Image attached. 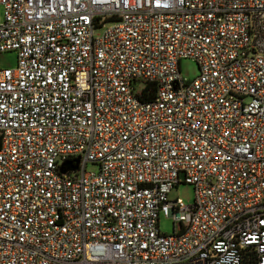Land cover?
I'll list each match as a JSON object with an SVG mask.
<instances>
[{
  "label": "built area",
  "instance_id": "2783aa9c",
  "mask_svg": "<svg viewBox=\"0 0 264 264\" xmlns=\"http://www.w3.org/2000/svg\"><path fill=\"white\" fill-rule=\"evenodd\" d=\"M0 6V264H264V0Z\"/></svg>",
  "mask_w": 264,
  "mask_h": 264
},
{
  "label": "rangeland",
  "instance_id": "374dc122",
  "mask_svg": "<svg viewBox=\"0 0 264 264\" xmlns=\"http://www.w3.org/2000/svg\"><path fill=\"white\" fill-rule=\"evenodd\" d=\"M4 22V7L0 6V23ZM17 53L15 51H7L0 53V68L2 69H15L17 66ZM181 76L187 80L192 81L200 74L197 63L191 59H184L180 62ZM142 87V85H141ZM87 172L97 171V167L92 164H88L86 167ZM170 200L181 199L185 204L192 205L195 199L194 189L188 184H179L177 187L171 190L168 195ZM175 230L178 231V226L173 225L171 218L165 217L163 214L159 215V229L161 233L171 235Z\"/></svg>",
  "mask_w": 264,
  "mask_h": 264
},
{
  "label": "water",
  "instance_id": "95a60500",
  "mask_svg": "<svg viewBox=\"0 0 264 264\" xmlns=\"http://www.w3.org/2000/svg\"><path fill=\"white\" fill-rule=\"evenodd\" d=\"M78 163V160H76V164ZM77 168V165H75V166H73V167H69L68 166V164H65L63 167H62V169H61V171H62V173H65L66 171H68V170H74V169H76Z\"/></svg>",
  "mask_w": 264,
  "mask_h": 264
},
{
  "label": "trees",
  "instance_id": "16d2710c",
  "mask_svg": "<svg viewBox=\"0 0 264 264\" xmlns=\"http://www.w3.org/2000/svg\"><path fill=\"white\" fill-rule=\"evenodd\" d=\"M154 90H155V89H154V87H153V86H152V87L150 86V87H148V88H147V92H148V91H151L150 98H153V95H154V94H153V93H154ZM147 98H148V97H147V96H145V97H144V100H146Z\"/></svg>",
  "mask_w": 264,
  "mask_h": 264
}]
</instances>
